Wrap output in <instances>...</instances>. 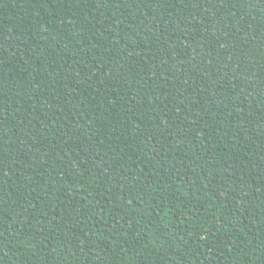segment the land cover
I'll return each instance as SVG.
<instances>
[{
    "label": "trees",
    "instance_id": "16d2710c",
    "mask_svg": "<svg viewBox=\"0 0 264 264\" xmlns=\"http://www.w3.org/2000/svg\"><path fill=\"white\" fill-rule=\"evenodd\" d=\"M0 264H264V0H0Z\"/></svg>",
    "mask_w": 264,
    "mask_h": 264
}]
</instances>
